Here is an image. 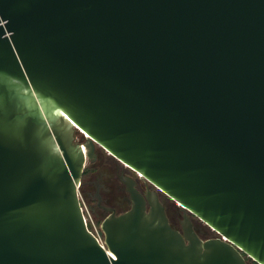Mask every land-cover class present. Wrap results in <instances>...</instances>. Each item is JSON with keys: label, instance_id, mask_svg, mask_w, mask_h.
I'll return each mask as SVG.
<instances>
[{"label": "water", "instance_id": "1", "mask_svg": "<svg viewBox=\"0 0 264 264\" xmlns=\"http://www.w3.org/2000/svg\"><path fill=\"white\" fill-rule=\"evenodd\" d=\"M96 145L182 231L126 181L100 244L80 200ZM246 258L264 264V0H0V264Z\"/></svg>", "mask_w": 264, "mask_h": 264}, {"label": "flooded vegetation", "instance_id": "2", "mask_svg": "<svg viewBox=\"0 0 264 264\" xmlns=\"http://www.w3.org/2000/svg\"><path fill=\"white\" fill-rule=\"evenodd\" d=\"M77 135L76 133L75 143H82L83 136L81 135L80 138H77ZM86 163L87 165L85 164L81 176L80 200L85 205L93 221L100 222L111 213V211L105 210L107 208L111 209L116 215L129 210L131 206L129 202L130 194L127 191L126 181H132L134 189L143 196L148 192H156L165 207L170 224L178 231H182L181 222L184 220L182 212L179 211L169 197L142 179L136 171L117 161L97 145L95 146V158L90 161L86 160ZM161 195L169 198L172 203L170 204L171 206L163 203L160 198ZM188 215L197 235L200 238L205 236L207 231L204 227L195 224L194 220L196 217ZM216 236L217 234L215 233ZM246 260L248 261V258Z\"/></svg>", "mask_w": 264, "mask_h": 264}, {"label": "rangeland", "instance_id": "3", "mask_svg": "<svg viewBox=\"0 0 264 264\" xmlns=\"http://www.w3.org/2000/svg\"><path fill=\"white\" fill-rule=\"evenodd\" d=\"M80 136H81V134L79 133L78 134V136H77V138H80ZM88 163V162H87ZM87 163H86V165H87ZM161 200L163 201V203H165V204H172L171 203V201L169 200V198H167L165 195H161ZM81 204H82V208H83V213H84V215H85V217L88 219V217H89V213H88V211H87V209H86V207H85V205L81 202ZM171 206V205H170ZM176 207V206H175ZM94 223H95V225L97 226V228L99 229V225L101 224V221L100 222H95V221H93ZM194 222H195V224H198V225H200V226H202V227H204V229L207 231V234L205 235V236H203V237H201L202 239H207V238H213V237H215V233L209 228V227H207L204 223H202L198 218H196L195 220H194ZM248 264H256L255 262H253L251 259H248Z\"/></svg>", "mask_w": 264, "mask_h": 264}, {"label": "built area", "instance_id": "4", "mask_svg": "<svg viewBox=\"0 0 264 264\" xmlns=\"http://www.w3.org/2000/svg\"><path fill=\"white\" fill-rule=\"evenodd\" d=\"M81 208H82V204H81ZM82 212H84V211H83V208H82ZM83 215H84V213H83ZM84 221L90 225V230H91V232L94 234V236L98 239L99 243L102 244V245H104V243H103V239L100 238V237L97 235L99 229L97 228V226L95 225V223L93 222V220L91 219V217L89 216L88 219H87V218L85 217V215H84Z\"/></svg>", "mask_w": 264, "mask_h": 264}, {"label": "bare ground", "instance_id": "5", "mask_svg": "<svg viewBox=\"0 0 264 264\" xmlns=\"http://www.w3.org/2000/svg\"><path fill=\"white\" fill-rule=\"evenodd\" d=\"M84 136H86V134L83 132V131H81V130H79ZM86 154V153H85ZM180 206V205H179Z\"/></svg>", "mask_w": 264, "mask_h": 264}, {"label": "snow or ice", "instance_id": "6", "mask_svg": "<svg viewBox=\"0 0 264 264\" xmlns=\"http://www.w3.org/2000/svg\"><path fill=\"white\" fill-rule=\"evenodd\" d=\"M111 254V253H110Z\"/></svg>", "mask_w": 264, "mask_h": 264}]
</instances>
